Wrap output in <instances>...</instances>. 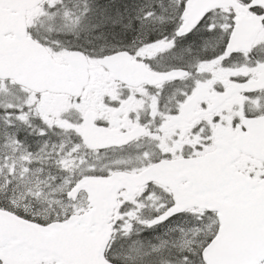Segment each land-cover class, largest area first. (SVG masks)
I'll use <instances>...</instances> for the list:
<instances>
[{
    "label": "snow or ice",
    "instance_id": "obj_1",
    "mask_svg": "<svg viewBox=\"0 0 264 264\" xmlns=\"http://www.w3.org/2000/svg\"><path fill=\"white\" fill-rule=\"evenodd\" d=\"M0 264H264V0H0Z\"/></svg>",
    "mask_w": 264,
    "mask_h": 264
}]
</instances>
